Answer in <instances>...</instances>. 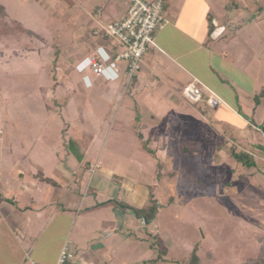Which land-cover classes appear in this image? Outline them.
I'll use <instances>...</instances> for the list:
<instances>
[{
  "label": "rangeland",
  "instance_id": "rangeland-1",
  "mask_svg": "<svg viewBox=\"0 0 264 264\" xmlns=\"http://www.w3.org/2000/svg\"><path fill=\"white\" fill-rule=\"evenodd\" d=\"M178 1L179 5L187 3L188 11L184 10V16L193 15L194 18L188 31L193 34L205 31L207 34V23L211 21L218 27L215 34L224 35L218 43L229 42L224 59L228 63L234 59L235 65L230 68L225 63L220 75L231 87L235 86L227 95L232 101L239 98L242 102L240 108L234 110L247 118L248 110L245 108V113L242 106L252 109L256 128L260 131H253V126L251 130L247 125L242 127L243 123L240 125L238 121H233L232 126H241L250 135L254 132L262 137L264 97L260 98L257 107L254 97L264 91V9L258 14L255 12L256 0ZM259 1L264 3V0ZM168 3L170 0H166ZM0 5L6 11L0 26L10 28L12 21H18L43 39L28 38L12 31L0 41V164L4 170L3 178L10 170L31 180L29 171H36L35 167L42 165L49 170L58 158L62 163L82 166L72 184L76 187L88 165L93 167L102 144H107L108 148L109 139L102 132L112 117L101 120L98 126L95 122L98 118L88 98L74 96L70 82H67L69 90L67 85L55 86L64 81V76L58 72L60 60L57 62L56 56L52 58L50 54L56 52L57 38L63 31L71 37L77 30L75 17L61 0H0ZM245 8L247 10L242 11ZM168 12L165 10L169 19ZM224 20L228 23L226 28ZM235 32L237 37L231 39ZM67 48L65 45L63 50L67 51ZM83 59L84 56L77 62ZM88 69L85 68V74L89 73ZM239 70L242 81L243 73L251 79L254 94L236 91V84L227 74L231 72L232 76ZM210 109L206 108L211 113ZM226 117L231 122L233 116ZM208 118L213 124V118ZM180 127L183 128V124ZM93 130L96 135H101L90 143ZM223 133L219 130L210 136L206 134L201 140L180 132L167 140L169 156L165 153L156 155L153 149L147 151L153 157L130 152L127 154L130 165L113 170L116 174L112 173L114 184L110 188L119 200L127 201L133 197L141 203L149 194L155 200L153 223L140 228L145 237L138 242L145 246L146 256L142 258L156 259V264H188L195 251L201 264H247L259 255L264 246L258 240L264 236V166L257 162L256 167L247 169L235 162L230 155L234 144L226 140L227 135ZM86 148H90L91 153L83 157L82 150ZM76 152L80 153L78 159ZM254 158L260 161L264 155ZM118 181L122 185L132 181L134 187L132 190L122 188ZM98 190L97 194L102 198L103 193ZM149 204L151 209L153 204ZM130 230L134 231L132 226Z\"/></svg>",
  "mask_w": 264,
  "mask_h": 264
},
{
  "label": "crops",
  "instance_id": "crops-1",
  "mask_svg": "<svg viewBox=\"0 0 264 264\" xmlns=\"http://www.w3.org/2000/svg\"><path fill=\"white\" fill-rule=\"evenodd\" d=\"M61 1L75 17L77 30L71 37L63 31L57 38L56 52L50 54L52 58L56 56L57 62L60 60L58 72L64 76V81L55 86L67 85L66 89L69 90L67 82H70L74 96L77 94L88 98L98 118L95 120L98 126L99 122L112 117L102 132L109 139V146L107 148V144H102L93 167L92 164L88 165L76 187L72 184L76 181V173L82 168L79 164L68 165L57 158L49 170L42 165L36 166V171H29L34 180L10 170L3 178L4 170L0 164V264H23L26 257L38 264H54L65 243L74 256L67 264H156V259L142 258L146 256L145 246L138 243L145 240L140 228L152 224L156 216L148 221L145 219V222L140 218L144 215H137L132 210L147 209V213H150L147 198H142L143 201L139 203L138 198L133 200L131 197L125 201L113 195L110 188L114 184L111 176L116 174L113 170L130 165V157L127 156L130 152L133 155L152 156L145 148L155 150L156 155L165 153V156H169L167 140L170 141L180 132L202 140L206 134L210 136L220 130L238 151L263 157L264 134L258 137L254 132L250 135L246 128L232 126L233 121H238L240 125V122L243 123L242 127L247 125L251 130L253 126V131H260L256 128L252 109L242 106L245 113L248 110L247 118L234 110L240 108L242 102L239 98L232 101V97L227 95L233 92L235 86L231 87L220 75L225 63L230 68L235 65L234 59L229 63L224 59L229 42L218 43L217 40L224 37L221 33L215 34L218 27L211 35L208 31L207 34L205 31L198 34L188 31L191 24L193 26L194 18L193 15L189 18L184 16V10L188 11L187 3L179 5L178 0H170L166 4L170 21L154 34L153 45L149 46L142 58L138 77L126 84L124 63L117 64V73L106 71L101 76L92 75L89 69V73L85 74L84 70L88 68L87 57L90 54L109 60L122 50L113 41L109 42L98 26L124 19L129 0ZM224 24L226 28L228 24ZM223 25L220 27L224 28ZM235 37L237 32L231 39ZM250 39L248 42L251 43ZM65 45H68L67 51L63 50ZM83 56L84 59L77 62ZM236 72L232 76L231 72L227 74L236 84V91L254 94L251 79L243 73L242 81L239 76L241 71ZM193 82L199 83L203 92L214 93L222 104L211 108L210 113L206 110L209 107L206 104L187 101L181 89ZM226 115L233 116L231 122H228ZM208 116L213 118L214 127ZM92 132L90 143L101 135H96L95 130ZM82 151L83 157L91 153L90 148ZM263 159L256 163L264 166ZM121 181L124 179L121 178ZM121 181L118 182L121 184ZM133 187L132 181L122 185L128 190ZM97 189L103 193L100 195L103 200L99 198ZM105 202L110 203L99 205ZM130 226L134 231L130 230Z\"/></svg>",
  "mask_w": 264,
  "mask_h": 264
},
{
  "label": "built area",
  "instance_id": "built-area-1",
  "mask_svg": "<svg viewBox=\"0 0 264 264\" xmlns=\"http://www.w3.org/2000/svg\"><path fill=\"white\" fill-rule=\"evenodd\" d=\"M166 0H129L127 15L124 19L100 25V32L122 50L103 60L96 54L87 57V65L94 76L106 71L117 73V64L124 63V78L128 84L138 77L142 68V58L149 46L153 45L154 34L169 23L163 6ZM183 97L192 103H204L212 109L222 104L212 92H203L199 83L187 84L181 89ZM74 256L68 244H64L54 264H67ZM23 264H38L26 257Z\"/></svg>",
  "mask_w": 264,
  "mask_h": 264
},
{
  "label": "trees",
  "instance_id": "trees-1",
  "mask_svg": "<svg viewBox=\"0 0 264 264\" xmlns=\"http://www.w3.org/2000/svg\"><path fill=\"white\" fill-rule=\"evenodd\" d=\"M255 4L257 5V7L255 9V12L258 14L259 13L258 11H262L264 9V3L260 2L259 0H256ZM165 10H166V2L164 3V6H163L164 13H165ZM245 10H247V8L242 9V11H245ZM230 13L232 15V12H230ZM4 17H6L5 7L3 5H0V19L4 18ZM12 22H13L12 23V27H10V28L4 27L1 24V26H0V41H2V39L5 38L8 34H10V32H12V31L19 32L23 36L28 37V38L35 37V38L39 39L32 31L26 29L20 22H18V21L17 22L16 21H12ZM224 22L226 24H228L226 22V20H224ZM214 29H215V26L211 23V21H209L208 34L211 35L213 33ZM261 97H264V91L263 92L261 91L260 94H258L257 96L254 97V101L256 102V104L259 103V100H260ZM262 131L264 132V128H262ZM143 146L145 147L144 143H143ZM145 149H146V151H148L147 148H145ZM230 151H231L230 155H231L232 159L235 162L243 165L247 169L256 167V160H255V158H254V156L252 154H250L248 152H244V151H238L235 147H231ZM149 153H150V151H149ZM79 154L80 153H78V152L75 153L77 159L79 158L78 157ZM109 203L110 202H105V203H102V204H99V205L103 206V205H107ZM146 203L148 205H150L149 203L153 204V206H152L153 212L147 213V211H148L147 209L145 211H142V210H137V209L132 208V210L137 215H144L145 219L148 221V220H150L152 218L154 210H155V207H156L155 200H154V198H152L151 194H149L148 198L146 199ZM151 209H150V211H151ZM258 240L263 242V244H264V236L263 237H258ZM261 248H260V251H259V255L256 258L246 262L247 264H264V246L261 247ZM188 264H201L200 259L196 255L195 251L191 254L190 261L188 262Z\"/></svg>",
  "mask_w": 264,
  "mask_h": 264
},
{
  "label": "water",
  "instance_id": "water-1",
  "mask_svg": "<svg viewBox=\"0 0 264 264\" xmlns=\"http://www.w3.org/2000/svg\"><path fill=\"white\" fill-rule=\"evenodd\" d=\"M142 219V221H145V218L144 217H140ZM146 222V221H145Z\"/></svg>",
  "mask_w": 264,
  "mask_h": 264
}]
</instances>
